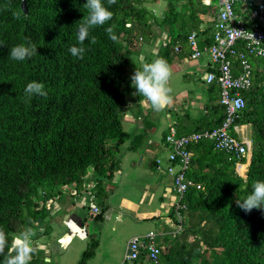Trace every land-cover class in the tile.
Instances as JSON below:
<instances>
[{"label": "trees", "instance_id": "obj_1", "mask_svg": "<svg viewBox=\"0 0 264 264\" xmlns=\"http://www.w3.org/2000/svg\"><path fill=\"white\" fill-rule=\"evenodd\" d=\"M212 1L163 0L158 12L157 0H25L24 13L21 0H0V264H34L39 237L25 231L46 233V203L65 194L63 185L74 184L75 197L106 196L135 139L122 127L130 100L149 96L145 80L173 49H189L191 33L200 49L211 43L212 22L200 30V16L214 15ZM157 30L165 44L142 64L137 49ZM249 59L252 84L234 121L249 128L245 175L236 165L246 156L207 140L191 145L187 177L200 187L186 191L178 215L172 208L178 230L162 238L158 264H264V57ZM214 113L216 127L224 108ZM96 246L91 240L76 264H87ZM145 255L142 248L134 262Z\"/></svg>", "mask_w": 264, "mask_h": 264}, {"label": "crops", "instance_id": "obj_2", "mask_svg": "<svg viewBox=\"0 0 264 264\" xmlns=\"http://www.w3.org/2000/svg\"><path fill=\"white\" fill-rule=\"evenodd\" d=\"M216 1L210 5L214 9ZM163 9L164 4L157 10L160 12ZM211 16V11L208 15L200 16L203 21L200 30L210 27ZM210 30L211 34L213 28ZM155 33L154 40L143 43L137 49L138 60L142 64L164 45L165 31L159 33L157 30ZM210 69L217 73L216 66L205 51L195 59L189 49L178 53L173 49L170 63L145 80L144 84L150 90L149 96L137 102L134 97L128 104L122 127L135 139L132 143L130 140L125 143L118 172L112 183L106 186V196L101 201L94 200L100 212L92 213L85 191H81L78 197L66 191L58 199L47 201L49 215L43 221L46 233L40 237L37 235L39 239L35 240L33 251L36 260L41 258L44 263L61 264L59 257L75 239L76 256H81L90 237L95 238L99 248L101 235L107 238L106 246L114 248L112 254L119 256L114 264H146V255L142 261L128 259L129 241L134 237L144 240L147 234L152 233L155 243L162 246L164 235L178 229L170 215L175 196L172 179L166 174L167 156L164 157L162 149L167 146L165 136L172 128L178 136H183L215 127L212 126L216 117L214 107L219 104L220 88L216 82H206L204 76ZM237 130L236 137L245 136L249 140L246 125L238 126ZM249 156H246L245 164L236 165L244 166V173ZM138 157L140 162H136ZM123 160L129 166L126 172L142 169L145 178L135 177L128 184H123ZM155 160H160V169H157ZM237 167L236 171L240 174ZM148 179L150 182L145 183ZM97 222L101 227L96 233H88L89 223ZM117 223H121L119 230ZM79 229L84 230L85 235L76 233ZM110 231L113 234L118 231L120 235L114 237ZM142 243L145 244L144 241ZM95 255L94 251L91 259ZM87 264H90L89 260Z\"/></svg>", "mask_w": 264, "mask_h": 264}, {"label": "built area", "instance_id": "obj_3", "mask_svg": "<svg viewBox=\"0 0 264 264\" xmlns=\"http://www.w3.org/2000/svg\"><path fill=\"white\" fill-rule=\"evenodd\" d=\"M205 3L210 2L205 0ZM216 9L211 16L213 25L211 43L200 49L194 32L188 36L187 43L192 58H199L205 51L217 68V73L210 69L204 77L207 83L216 82L219 85V104L224 108V119L219 126L211 129L178 136L172 128L165 136L166 147L169 149L166 174L172 179L175 196L172 207L177 210V215L178 209L182 207L180 201L186 191L192 186L200 187L187 177L192 158L191 145L207 140L212 143L215 150L232 154L236 158L250 154L251 143L247 138L239 140L235 136L239 130H237L238 126L234 125V121L245 106L242 92L248 90L252 84V66L249 58L264 57V0H253V3L247 0H217ZM238 43L243 50L237 48ZM231 56L238 59L237 74L233 73ZM156 166L157 169L161 168L160 160H156ZM91 185L88 184L86 187ZM61 189L77 194L74 184L63 185ZM95 199L96 197L91 194L89 204L92 213L100 212L94 203ZM76 233L85 235V231L81 229ZM143 241L145 244L142 243ZM128 248V259L135 260L143 248L147 260L158 264L161 248L155 243L152 233L147 234L144 240L139 237L132 238Z\"/></svg>", "mask_w": 264, "mask_h": 264}, {"label": "rangeland", "instance_id": "obj_4", "mask_svg": "<svg viewBox=\"0 0 264 264\" xmlns=\"http://www.w3.org/2000/svg\"><path fill=\"white\" fill-rule=\"evenodd\" d=\"M151 5L154 6L156 9H159L163 5V0H159V1H157V3H153ZM237 137L239 139H241V140L243 138H245V136H237ZM162 151H164V157H166L168 155V153H169V149L166 146L163 147ZM139 157L136 160V162L139 161ZM145 162H146V160H145ZM124 163H126V160H123V163H122V168H123L122 183L123 184H128L130 182V180L133 179V178H135V177H139V178H142L143 177L142 179L145 178V174L142 171V169H139V170L138 169H132L133 171L131 173H129L130 171L126 172V170H128V168H129V166L126 163L125 164V167H124ZM239 167L240 166L237 167V170L238 171H239ZM239 172H240L241 175L244 174V171L243 172L242 171H239ZM244 175H242V176H244ZM136 181H139V180H136ZM144 182L145 183H149L150 182V179H148V180H146ZM139 184H142V183H139ZM121 189H123V187ZM117 225H118V230H119L120 227H121V223H117ZM41 226L44 227V223ZM100 227H101V224H99L98 222H97V224L89 223L88 233H90V234L96 233V231ZM35 229L36 228H34V227L31 228V229H27L25 231V233H28L29 230H31V232H32L31 234H33V236H36V235H38V233L36 232ZM107 231H109V230H107ZM115 232H116L115 234H113L112 232L110 234L113 235L114 237H115V235L116 236L117 235H120V234H118L119 233L118 231H115ZM100 239H101V241H100L101 242V245H99V248L98 249H97V246L94 249L96 255H95V257H93V259H91V258L89 259L90 264H100V263L101 264H114L116 261H118L119 256L117 254H112V251L114 250V248H112L111 246H106V244H107V238L101 237V235H100ZM75 240L71 243V245L68 247L67 250L64 249V254L59 257V258H61L60 259V263L61 264H76L77 263V261H78V259H79L80 256H76V253H75V251H76V243H75ZM91 240H95V238L94 237L88 238V240L85 243L86 248L89 246V243H90ZM86 248H84V250ZM62 251L63 250H61V252ZM107 253H109V254H107ZM34 264H50V263H44L43 260L41 258H39V259L35 260Z\"/></svg>", "mask_w": 264, "mask_h": 264}, {"label": "water", "instance_id": "obj_5", "mask_svg": "<svg viewBox=\"0 0 264 264\" xmlns=\"http://www.w3.org/2000/svg\"><path fill=\"white\" fill-rule=\"evenodd\" d=\"M20 6H21L22 11L24 13H26L27 8H26L25 0H21V5ZM134 75H135V77L137 76V70L135 71ZM138 162H140V160ZM128 253H129V250H128Z\"/></svg>", "mask_w": 264, "mask_h": 264}, {"label": "clouds", "instance_id": "obj_6", "mask_svg": "<svg viewBox=\"0 0 264 264\" xmlns=\"http://www.w3.org/2000/svg\"><path fill=\"white\" fill-rule=\"evenodd\" d=\"M250 141V140H249ZM251 148V147H250ZM250 155V154H249ZM168 156V155H167ZM155 163H156V160H155Z\"/></svg>", "mask_w": 264, "mask_h": 264}]
</instances>
